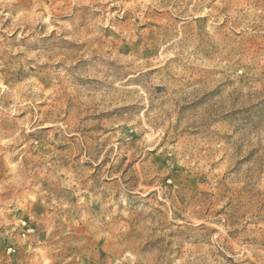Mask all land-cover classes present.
Instances as JSON below:
<instances>
[{
  "label": "rangeland",
  "instance_id": "1",
  "mask_svg": "<svg viewBox=\"0 0 264 264\" xmlns=\"http://www.w3.org/2000/svg\"><path fill=\"white\" fill-rule=\"evenodd\" d=\"M0 263L264 264V0H0Z\"/></svg>",
  "mask_w": 264,
  "mask_h": 264
},
{
  "label": "built area",
  "instance_id": "2",
  "mask_svg": "<svg viewBox=\"0 0 264 264\" xmlns=\"http://www.w3.org/2000/svg\"><path fill=\"white\" fill-rule=\"evenodd\" d=\"M16 253V249L13 245H9L7 247V255L8 256H13ZM0 264H7V263H0Z\"/></svg>",
  "mask_w": 264,
  "mask_h": 264
}]
</instances>
